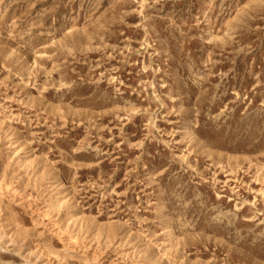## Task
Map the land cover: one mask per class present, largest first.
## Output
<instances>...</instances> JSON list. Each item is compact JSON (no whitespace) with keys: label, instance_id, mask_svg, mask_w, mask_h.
<instances>
[{"label":"rangeland","instance_id":"obj_1","mask_svg":"<svg viewBox=\"0 0 264 264\" xmlns=\"http://www.w3.org/2000/svg\"><path fill=\"white\" fill-rule=\"evenodd\" d=\"M0 264H264V0H0Z\"/></svg>","mask_w":264,"mask_h":264}]
</instances>
